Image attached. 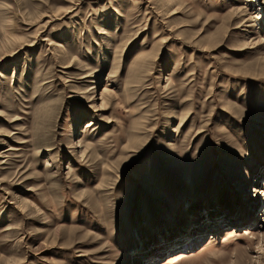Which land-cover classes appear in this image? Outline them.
Here are the masks:
<instances>
[{"label":"rangeland","instance_id":"obj_1","mask_svg":"<svg viewBox=\"0 0 264 264\" xmlns=\"http://www.w3.org/2000/svg\"><path fill=\"white\" fill-rule=\"evenodd\" d=\"M0 264H264V0H0Z\"/></svg>","mask_w":264,"mask_h":264},{"label":"bare ground","instance_id":"obj_2","mask_svg":"<svg viewBox=\"0 0 264 264\" xmlns=\"http://www.w3.org/2000/svg\"><path fill=\"white\" fill-rule=\"evenodd\" d=\"M252 2L254 1V0H251ZM256 3V2H255ZM257 46H259V45H256L254 48H257ZM126 85H125V88H126V90H128V89H131L132 88V85H131V83L130 82H126L125 83ZM107 91L106 92H104L100 97H101V99H102V105L98 108V107H94L95 109H94V111L95 112H100V111H104L105 110V107H106V101H107ZM95 100H96V98H95ZM95 100H93V101H95ZM98 108V109H97ZM92 127V125H88V127ZM94 126V125H93ZM11 150V149H10ZM192 237V236H191ZM195 238H187V239H185L184 241H182L181 243L182 244H184V245H190V244H194L195 242V240H194Z\"/></svg>","mask_w":264,"mask_h":264}]
</instances>
